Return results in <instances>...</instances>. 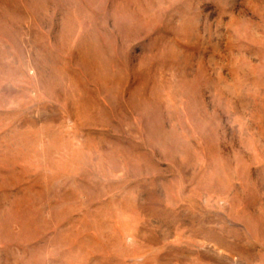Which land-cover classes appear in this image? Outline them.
<instances>
[{
    "label": "rangeland",
    "instance_id": "374dc122",
    "mask_svg": "<svg viewBox=\"0 0 264 264\" xmlns=\"http://www.w3.org/2000/svg\"><path fill=\"white\" fill-rule=\"evenodd\" d=\"M0 264H264V0H0Z\"/></svg>",
    "mask_w": 264,
    "mask_h": 264
}]
</instances>
